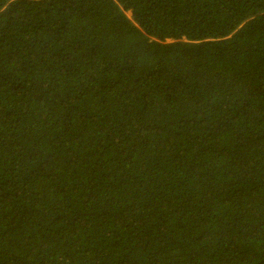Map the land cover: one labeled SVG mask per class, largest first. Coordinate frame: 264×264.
<instances>
[{
	"label": "trees",
	"instance_id": "1",
	"mask_svg": "<svg viewBox=\"0 0 264 264\" xmlns=\"http://www.w3.org/2000/svg\"><path fill=\"white\" fill-rule=\"evenodd\" d=\"M0 264H264V0H0Z\"/></svg>",
	"mask_w": 264,
	"mask_h": 264
}]
</instances>
